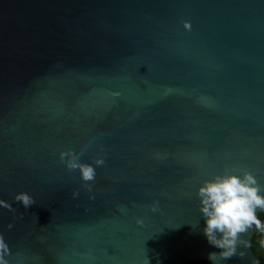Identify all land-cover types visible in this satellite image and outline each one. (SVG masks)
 I'll list each match as a JSON object with an SVG mask.
<instances>
[{"label": "water", "instance_id": "1", "mask_svg": "<svg viewBox=\"0 0 264 264\" xmlns=\"http://www.w3.org/2000/svg\"><path fill=\"white\" fill-rule=\"evenodd\" d=\"M232 166L264 185V0H0L7 264H260L255 226L229 259L199 231Z\"/></svg>", "mask_w": 264, "mask_h": 264}, {"label": "clouds", "instance_id": "2", "mask_svg": "<svg viewBox=\"0 0 264 264\" xmlns=\"http://www.w3.org/2000/svg\"><path fill=\"white\" fill-rule=\"evenodd\" d=\"M185 27H189L187 22ZM59 156L70 171H79L85 184L95 179L96 167L104 163L102 157H97L93 163L83 162L71 148L62 149ZM195 195L203 222L202 225L200 222L199 231L217 250L208 253L210 260H215L217 255L221 259L231 258L241 234L253 226L264 230V218L257 215L258 211L264 212V185L254 170L242 166L225 168L202 179L196 186ZM16 198L25 207L33 202L27 193H20ZM0 249H6L2 237ZM0 264H7L3 257H0Z\"/></svg>", "mask_w": 264, "mask_h": 264}, {"label": "trees", "instance_id": "3", "mask_svg": "<svg viewBox=\"0 0 264 264\" xmlns=\"http://www.w3.org/2000/svg\"><path fill=\"white\" fill-rule=\"evenodd\" d=\"M257 215L264 218V212ZM251 248L254 252L256 261L260 264H264V230L257 229L251 240ZM186 264H211V262L208 260H197L194 262H187Z\"/></svg>", "mask_w": 264, "mask_h": 264}, {"label": "flooded vegetation", "instance_id": "4", "mask_svg": "<svg viewBox=\"0 0 264 264\" xmlns=\"http://www.w3.org/2000/svg\"><path fill=\"white\" fill-rule=\"evenodd\" d=\"M194 261H197V260H192V261H188V262H194Z\"/></svg>", "mask_w": 264, "mask_h": 264}]
</instances>
